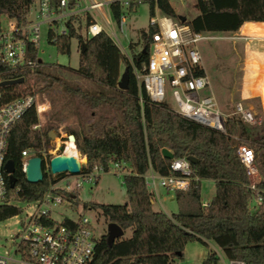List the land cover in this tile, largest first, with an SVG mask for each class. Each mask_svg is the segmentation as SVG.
<instances>
[{"label": "trees", "instance_id": "1", "mask_svg": "<svg viewBox=\"0 0 264 264\" xmlns=\"http://www.w3.org/2000/svg\"><path fill=\"white\" fill-rule=\"evenodd\" d=\"M140 2L148 5L150 15L156 7L166 17L187 23L194 32L202 34H233L245 22H264V0H197L193 6L197 15L189 21L175 12L169 0ZM32 4L33 0H0V17L12 19L22 27L27 24ZM77 5L78 0H68L69 11L76 10ZM107 10L118 26L126 12L122 3H109ZM84 15L83 24L79 15L66 18L62 34L49 28L47 42L58 54L70 55L71 41L75 39L80 49L75 73L93 88L66 81L53 73L48 64L40 63L33 72L15 73L0 61V82L24 78L22 84L0 87V106L22 95L59 87L69 97L72 113L78 118L77 128L70 129L69 134L74 136L78 152L86 157L87 167L98 164L107 171L110 161L129 167L130 172L122 178L126 198L123 204L82 205L84 211H97L107 223L118 225L123 232L130 231L128 238L111 244L106 234L102 235L90 264H174L183 258L186 244L194 241L212 242L231 262L264 264V204L253 212L248 209L249 179L236 153L240 142L251 146L261 178L258 188L264 191V134L252 139L248 125L236 115L226 118L225 133L217 132L180 117L164 104L150 102L133 75L138 66L134 55L122 54L104 30L93 37L85 36L83 30L93 19L88 13ZM25 44L27 58L35 60L37 48L29 42ZM120 64L129 69L126 92L117 89L115 74ZM37 79L46 85L32 91L30 86ZM89 116L96 121L85 126L83 121ZM37 124L35 110L30 108L10 128L5 159L14 163L15 186L0 205V222L20 213L14 202L41 198L50 184L63 177H51L44 162L43 179L38 183L27 182L21 171V152L28 149L33 156L41 157L48 144L52 127L45 122L34 130ZM162 149L170 151L172 160L194 159L190 169L199 179L191 182L187 191L174 192L178 211L171 215L153 210L152 194L144 179L149 171L159 176L171 174L172 160L161 155ZM201 180L214 183V195L205 206L200 198ZM63 196L77 205L76 196L66 192ZM217 261L216 253L209 252L201 264Z\"/></svg>", "mask_w": 264, "mask_h": 264}, {"label": "built area", "instance_id": "2", "mask_svg": "<svg viewBox=\"0 0 264 264\" xmlns=\"http://www.w3.org/2000/svg\"><path fill=\"white\" fill-rule=\"evenodd\" d=\"M114 1L117 0L102 2L91 0L89 10L100 12L102 7ZM118 1L122 3L126 12L121 15L117 28L121 33L127 34L131 28L128 18L135 6L141 2L140 0ZM33 4H35V9L31 6L26 25L18 27L12 19H7L4 23L0 21V61L11 72H33L41 62L37 58L35 60L27 58L25 43L33 44L38 50L41 28L44 26L47 30L54 29L58 22L72 15L68 10V0H33ZM158 12L155 7L153 15L148 14L146 29L141 36V58H138L132 50L130 40V48L138 63L133 70V75L139 90H144L150 102L164 104L168 88L175 109L166 105L168 108L182 118L217 132L225 133L224 122L229 115L238 116L248 126L260 125L263 117L256 116L242 104L235 105L231 114H223L215 98L207 94L211 83L204 71L199 43L208 39L209 36L196 33L187 23L177 22L162 13L158 15ZM102 30V26L92 20L84 28L83 34L93 37ZM64 32L63 25V31L59 34ZM109 36L117 49L124 54L115 34L111 32ZM20 78L24 82L23 77L15 79ZM33 87V85L30 86L32 91ZM30 108L35 110L38 118V124L33 129L42 128L45 122L40 121V116L49 108L44 104H39L35 94L16 97L0 106V205L5 203L8 190H11L8 185L9 174L4 167L9 131L11 126ZM236 153L249 179L247 188L251 192V197L248 200V209L253 212L264 204V191L258 188L260 173L255 163L254 151L249 144L240 142ZM42 154L41 152L40 158L45 163ZM33 155L28 149L21 152L23 174H25L28 160L36 157ZM83 158L84 163L81 164L79 174H60L63 177L50 184L41 198L31 201L33 206L24 210V219L18 223L20 228L12 239L14 250L9 255H0V264H90L96 243L102 235L95 232L96 229L87 217L79 214L75 218L65 216L61 221H55L53 218L55 208L67 203L74 212V206L64 199L63 192L70 193L71 189H79L82 182L93 184L104 174L122 176L127 172H125L124 163L110 161L105 171L98 164L87 167L86 157L83 156ZM45 166L48 172L49 162L47 165L45 163ZM170 171L171 174L167 176L146 180V186L155 189V186L159 185L171 192L187 191L191 182L199 181L193 176L188 159L172 160ZM49 175L56 176L50 171ZM226 264L244 263L229 261Z\"/></svg>", "mask_w": 264, "mask_h": 264}, {"label": "rangeland", "instance_id": "3", "mask_svg": "<svg viewBox=\"0 0 264 264\" xmlns=\"http://www.w3.org/2000/svg\"><path fill=\"white\" fill-rule=\"evenodd\" d=\"M96 1L102 2L103 0ZM169 1L175 12L179 16L184 17L186 21L191 20L197 15L196 10L193 8L197 0ZM88 4H90L89 0H78L77 9L81 10L78 12L81 24L85 22L84 14L87 13L82 9ZM140 5L143 4L136 5L132 10L133 13L131 12L132 14L128 18V24H132V50L135 54H137L140 47H142L140 33L141 31H145L148 20L147 7H139ZM91 12L96 16L97 22L102 26L103 30L106 32L108 31L109 33H111L112 30L115 33L123 53L126 55L133 54V51L130 48L131 39L129 34H123L118 30L114 21L110 19L107 9L104 8V13L108 17V21L105 18L104 20L99 18L96 11L92 10ZM158 15H161V13L158 12ZM30 17L31 16H29V18ZM0 21L4 23L7 21V18L1 16ZM64 23L65 20L58 22L55 26L54 32L56 34L63 31ZM243 31L252 34L254 37L264 36V24H247ZM208 36V39L199 43V51L203 60L204 71L210 78L211 83L210 90L207 94L212 95L215 98L218 108L225 115L231 114L235 105L241 103L243 106L248 107L256 116L263 117L260 125L248 126L250 137L252 139H257L260 135L264 134V76L260 77L255 82V87L258 89L259 96L262 100V111L261 107L254 99L249 100L244 97V99H241V93L243 90H247L249 83L252 81L250 79H245L242 74L245 59L248 55L250 56V54H245L244 52V40H241V38L239 39L240 36L238 34H211ZM46 39V28L43 26L41 28V38L38 44L37 59L42 64L51 65L53 67L52 72L66 81L80 85L86 89H92L93 86L88 81L83 80L75 73V70L78 67L80 54L77 41L75 39L71 41L70 55H62L58 54L55 47L49 44ZM112 45L117 48L114 42ZM123 70L124 67L120 64L115 74L117 82L119 81ZM45 85V81L37 79L33 84V91L41 89ZM35 95L39 104H44L49 108L40 116L41 122H46L52 127V130L49 131L48 144L42 151L43 159L47 165L52 157L64 154L66 143L68 142V136L70 135L69 130L77 128L78 118L72 113L73 104L68 101L69 97L64 94L59 87H51L50 89L35 93ZM164 104L175 109V104L168 88L166 89ZM93 121H96V118L89 116L87 120L83 122L84 125L87 126ZM77 155V159L79 160L80 158L79 163L83 164L84 158L78 150ZM125 172H130L128 166H126ZM68 194L74 195L77 198V205L73 207L74 212L71 211L67 203H64L62 206L55 208L53 215L54 220L57 222L61 221L65 216L75 218L77 214L85 216L94 226V229H96L95 232L98 235H104L107 233L108 223L97 211H84L82 205L91 202L97 204L121 205L126 199L122 177L112 174L102 175L97 183L91 184L89 182H82L79 189H71ZM158 194L161 201L163 200L162 197H165L166 200L161 202L162 208L157 202H155L154 209L170 215L171 213H177L178 207L176 202L169 200L173 194H166L164 189L160 186H158ZM213 195V182L210 180H202L200 182L201 202L204 203L208 201ZM14 205L22 212L16 217L0 222V255H9L13 252L14 243L12 242V239H14V235L20 228L18 223L22 222L24 219V210L33 206L31 202H14ZM129 236L130 231L126 230L121 239H126ZM209 252L216 253L218 258L216 264L227 263V259L212 242L202 244L194 241L186 244L183 251V258L181 260H176L174 264H201Z\"/></svg>", "mask_w": 264, "mask_h": 264}, {"label": "crops", "instance_id": "4", "mask_svg": "<svg viewBox=\"0 0 264 264\" xmlns=\"http://www.w3.org/2000/svg\"><path fill=\"white\" fill-rule=\"evenodd\" d=\"M89 1L91 3V0H89ZM103 1H105V0H103ZM97 2H99V1H97ZM89 5L90 4L85 5V7L82 10L86 11L88 14H90V16L92 17L93 20L97 21L96 16L91 12L92 10H89ZM141 6H146L147 7V14H149L148 5L147 4H143V5H140L139 7H141ZM107 7L108 6L102 7L100 12L97 11V10H94V11H96V13L98 14L99 18H101L102 20H104V18H105L108 21V17L104 13V8L107 9ZM32 9H35V4H32ZM79 11H81V10L76 9V10L70 11V12L72 13V15H75V14L78 15ZM63 14H65V12ZM108 15H109V13H108ZM247 24H264V22H245L241 26V28L239 29V31L237 33H233V34H238L240 36L239 39L241 38V40H244V42H243V46L245 48L244 52H245V54H250V56L248 55V57H246V59H245V62H244L245 65H244L242 74H243V77L245 79H250L252 81L249 83V87L247 88V90H245V91L243 90V92L241 93V96H242L241 99H244V98L245 99H249V100L250 99L251 100L254 99L259 104V106L261 107V109L263 111L262 100H261V97L259 96L258 89L255 87V82H256L257 79H259L260 77L264 76V36H257V37L255 36L254 37L252 34L244 32L243 29H244V27ZM47 32H48V30L46 29V38H47ZM111 32H113V31L111 30ZM107 34H110V33L107 31ZM127 34H129V37H130L131 42H132V24H131V28L129 29ZM206 35H211V34H206ZM77 46H78V44H77ZM238 104H241V103H238ZM246 108H248V107H246ZM263 114H264V111H263ZM123 176H125V174L122 175L121 177L123 178ZM158 176L159 175L155 174L154 172L149 171L144 176V179L146 181V180H150V179H153V178H157ZM260 180H261V178L259 177V181ZM158 186L159 185H156L155 189H152V188L147 186V188L149 189V191L152 194V201L151 202H152V207H153L154 211H156L154 209V203L155 202H157L160 205V207L162 208V203L161 202L166 200L165 197H162L163 198L162 201L160 200V196L158 194ZM164 191H165L166 194L167 193H172L173 196L170 197L169 200L170 201H175L174 200V192H171V191L166 190V189H164ZM210 199L208 201L202 203V206L207 205V203L210 201ZM161 212H163V211H161ZM175 213H171V214H175ZM167 215H170V214H167ZM228 262L229 261L227 260V263ZM224 264H226V263L224 262Z\"/></svg>", "mask_w": 264, "mask_h": 264}, {"label": "water", "instance_id": "5", "mask_svg": "<svg viewBox=\"0 0 264 264\" xmlns=\"http://www.w3.org/2000/svg\"><path fill=\"white\" fill-rule=\"evenodd\" d=\"M129 69L127 67L124 68L119 81L117 82V89L119 91L126 92L129 87ZM23 83V79H15V80H5L0 82V87L11 86V85H19ZM68 140L75 141L73 135L68 136ZM161 155L164 158L173 159L172 154L167 149L161 150ZM189 162L193 163L194 159L189 158ZM5 170L9 174L8 176V185L10 189H13L15 186V166L11 160L6 161ZM81 164L77 162V160L73 157H67L64 155L54 156L49 160V171L52 175H60L63 173H69L71 175H77L80 172ZM25 179L29 183H38L43 179L42 173V159L40 157H32L28 160L26 171H25ZM107 242L108 244L113 243L116 239H120L123 236L122 229L114 224H107Z\"/></svg>", "mask_w": 264, "mask_h": 264}, {"label": "bare ground", "instance_id": "6", "mask_svg": "<svg viewBox=\"0 0 264 264\" xmlns=\"http://www.w3.org/2000/svg\"><path fill=\"white\" fill-rule=\"evenodd\" d=\"M138 54H140V49L138 50V53L136 55ZM63 155L67 157H73L77 160V162H80V158L79 160L77 159V150L72 140H68V142L66 143V148Z\"/></svg>", "mask_w": 264, "mask_h": 264}]
</instances>
